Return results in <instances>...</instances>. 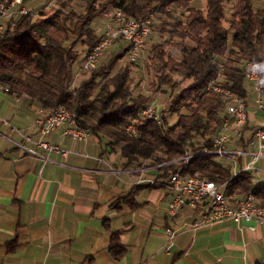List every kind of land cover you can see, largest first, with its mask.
<instances>
[{
	"label": "trees",
	"instance_id": "trees-1",
	"mask_svg": "<svg viewBox=\"0 0 264 264\" xmlns=\"http://www.w3.org/2000/svg\"><path fill=\"white\" fill-rule=\"evenodd\" d=\"M77 1H60L36 17L8 24L0 39V86L12 95L28 96L45 116L64 107L80 128L109 140L111 148L122 145L127 169L168 163L166 176L181 169L184 178L198 176L223 185L230 197L253 194L264 207V184L251 173L234 178L233 168L218 164L212 155L185 161L213 151V136L226 115L224 100L211 84L249 99L247 62L256 65L264 80V7L257 9L254 0H206V11L196 6L197 0H89L81 1L78 10ZM115 10L136 20L155 14L150 38L154 31L168 35L150 53L147 41L144 63L154 74L148 90L134 89L133 68L140 66L121 67L131 49L122 40L115 42L106 62L72 88L81 55L85 61L102 42L95 21ZM159 94L169 98L162 123L139 122L137 136L130 137L127 129ZM258 129L248 123L244 133L252 136ZM242 140L246 148L247 139ZM110 253L115 260L126 254L117 235Z\"/></svg>",
	"mask_w": 264,
	"mask_h": 264
},
{
	"label": "crops",
	"instance_id": "crops-1",
	"mask_svg": "<svg viewBox=\"0 0 264 264\" xmlns=\"http://www.w3.org/2000/svg\"><path fill=\"white\" fill-rule=\"evenodd\" d=\"M249 111L251 128H259L261 116L253 105ZM44 116L28 96L0 86V264H264V223L193 231L202 205L171 219V195L137 184L139 168L124 167L122 145L96 137L73 144L60 128L46 140L73 154H51L48 163L30 157L17 145L23 136L41 139L36 122ZM241 140L229 149H247ZM168 229L178 231L171 247ZM113 235L126 249L120 260L110 253Z\"/></svg>",
	"mask_w": 264,
	"mask_h": 264
},
{
	"label": "built area",
	"instance_id": "built-area-1",
	"mask_svg": "<svg viewBox=\"0 0 264 264\" xmlns=\"http://www.w3.org/2000/svg\"><path fill=\"white\" fill-rule=\"evenodd\" d=\"M60 1L68 2V0H52L43 10L55 7ZM39 14L40 12L37 14L35 9L29 5L28 0H2L0 2V39H2L9 23L23 16L32 15L36 17ZM156 20L155 14L149 15L145 19L136 20L126 17L120 11L115 10L109 13L104 20V25L95 26L97 33L103 37L102 42L92 53L87 55L72 88L81 82L84 74L98 68L107 52L119 40L131 47L126 57L127 61L122 63L121 67L124 65L139 66V63L145 58L146 44L152 34V27ZM224 70L225 68L221 66V72ZM246 81L252 89L253 95H255L253 100H250L251 98L243 99L229 90L216 86L215 82L211 84L210 88H213L224 100L226 115L219 131L213 136V151L198 152L187 157L185 161L191 157L206 155L227 158L234 164V178L241 173L249 172L254 181L259 182L264 175V170L256 169V166L264 161V80L253 62L246 64ZM6 91L8 92V90ZM251 105L254 106L256 113L261 116L262 124L247 139V149L231 151L229 147L234 140L244 138V130L250 123L249 108ZM146 121H155L159 124L163 121V112L158 109V104L155 101L142 110L138 121L127 129L128 135L136 137V124ZM36 124L41 139L35 142L30 137L23 136L24 143L17 146L30 157L42 159L44 163L50 162L51 154H60L64 158L73 154V151L64 150L46 140L58 129L62 128L63 137L69 139L73 144H85L94 137L90 130L80 128L76 116L64 107H60L50 115L37 120ZM241 141L244 143L243 140ZM245 158H250V161L243 163ZM98 160L103 162L101 159ZM168 166V163L158 165V169L162 172L161 175L150 176V167L143 165L138 170L137 184L164 189L171 195L172 200L168 207V216L171 219H176L187 208L196 210L202 205L204 206L203 214L195 224L190 226L193 231L214 227L222 223L237 225L264 223V207L253 194L245 197H230L226 194L223 185H217L215 182L198 176L184 178L181 176V169L166 176L163 169ZM166 233L169 238L168 244L171 247L175 243L178 231L168 229Z\"/></svg>",
	"mask_w": 264,
	"mask_h": 264
},
{
	"label": "rangeland",
	"instance_id": "rangeland-1",
	"mask_svg": "<svg viewBox=\"0 0 264 264\" xmlns=\"http://www.w3.org/2000/svg\"><path fill=\"white\" fill-rule=\"evenodd\" d=\"M52 0H28L29 5L35 9L36 13L38 14L41 11H49L48 10H43L44 8H46V5H49V3H51ZM234 1V0H233ZM255 5L257 7V9L264 7V0H254ZM196 6L203 9L204 11H206V0H197L195 2ZM74 5L76 6V9L80 10L81 9V5L82 2L81 1H77L74 3ZM227 11L230 13V9L228 8ZM50 13V12H49ZM181 11L179 10V12L177 13L178 16H180ZM104 25V20H100V21H95L94 26L97 25ZM159 24V23H158ZM226 27H228V24H225ZM169 39L168 35H161L159 32L154 31L152 37L149 40L148 46L147 48L150 50H152V48ZM178 42V40H177ZM189 44H191L190 42H188ZM124 46V45H123ZM115 49L114 47H112L106 54L105 58L101 61L99 67L107 61V57L109 55V53ZM84 49L80 48V52H83ZM146 55V54H145ZM127 59H124V62H126ZM84 63V55H81V58L79 60V62L77 63L75 70L77 73L80 72L82 66ZM147 63H144V60L141 61L139 63L140 68H133V78L135 79V85H134V89L139 92L143 89L148 90L149 87V83L154 79V74L152 72H150L147 69ZM88 75V74H87ZM87 77V76H86ZM84 78V76L82 77ZM81 78V79H82ZM186 85H188L187 83H184L183 87H185ZM251 98L252 100L255 98V95H253V93H251ZM155 102L158 104V109L161 112H166L168 110V104H169V98L167 95H163V94H159L155 97ZM172 122H175V120H173ZM215 161L218 164L224 165L225 167H231L233 168L234 171V164L231 160L227 159V158H223V157H215ZM145 165V164H144ZM151 165V164H148ZM153 165V164H152ZM256 169L259 170H264V161H261L257 166ZM262 184H264V178L262 179Z\"/></svg>",
	"mask_w": 264,
	"mask_h": 264
}]
</instances>
